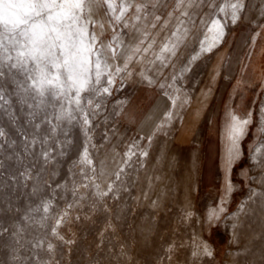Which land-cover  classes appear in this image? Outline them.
<instances>
[{"label": "snow or ice", "instance_id": "snow-or-ice-1", "mask_svg": "<svg viewBox=\"0 0 264 264\" xmlns=\"http://www.w3.org/2000/svg\"><path fill=\"white\" fill-rule=\"evenodd\" d=\"M161 6V0H0V250L9 254L5 264H62L64 248L70 252L76 243L65 229L74 221L91 219L97 211L110 212L108 201L119 200L121 188L128 191L122 177L136 155V142L128 146L115 171L107 170L103 161L97 169L90 153V148H97L93 142L97 130L100 147L110 143L109 133H114L110 118L124 111L126 100H117L108 111L114 92L134 75L141 83L157 84L153 68L162 75L199 25L203 36L199 51L179 77L173 74L171 83H159L165 108L169 101L175 107L181 91L177 80L201 53L223 42L228 25H237L248 8L246 0H174L164 16ZM173 20L170 35L157 51L149 29L163 32ZM258 27L264 29V24ZM259 35L252 36L253 44ZM172 117V111H164L163 119L153 122L145 137L149 143ZM150 121L152 115L146 123ZM250 122L251 114L242 119L228 113L224 195L219 208L208 212L209 224L225 212L226 197L233 191L228 174L240 158V141ZM13 131L19 140L12 137ZM77 133L83 136L82 147L76 146ZM74 147L77 158L68 168L69 179L61 182L56 179L60 161L70 157ZM254 153L252 161L261 170L259 183L264 188V145ZM147 156L146 150L139 152V157ZM250 191L249 200L264 198V190ZM14 193H19L15 202ZM192 217L193 212L186 210L184 219ZM238 226L232 224L234 235ZM177 247L185 245L173 242L166 249L169 262ZM189 248L190 264L213 257L211 246L195 235ZM121 253L126 255L123 247Z\"/></svg>", "mask_w": 264, "mask_h": 264}, {"label": "rangeland", "instance_id": "rangeland-1", "mask_svg": "<svg viewBox=\"0 0 264 264\" xmlns=\"http://www.w3.org/2000/svg\"><path fill=\"white\" fill-rule=\"evenodd\" d=\"M173 3L161 0L160 14L166 16ZM246 3L244 19L237 25L229 24L223 42L213 51L201 53L189 66L190 71L177 80L181 91L175 107L169 101L165 108L159 83H171L173 74L179 77L181 68L199 51L203 38L199 25L179 46L177 55L170 58L162 75L148 65L153 68L157 84L141 83L134 75L114 92L108 111L117 100H126L124 111L110 118L114 121L110 143L100 147L97 130L93 141L97 148H90V153L97 169L103 161L107 170L115 171L135 141L136 155L122 177L128 191L121 188V198L108 201L110 212L97 211L91 219L74 221L65 229L76 243L70 252L64 248L62 264H190L189 246L194 235L213 250V257L203 258L199 264H264V198L249 200L251 189L264 190L259 183L261 170L252 161L254 148L264 145V29L258 27L264 24V0ZM174 24L173 20L163 32L149 29L157 41V51ZM257 32L260 35L253 44L252 36ZM157 106L160 111L154 113ZM164 111L173 112L171 123H166L149 143L145 137L152 132L153 122L163 119ZM230 112L242 119L251 114V122L240 141V158L228 174L233 191L226 197L225 212L219 221L209 224L208 212L219 208L224 195L225 124ZM150 115L153 121L146 123ZM11 135L19 140L14 131ZM75 141L77 147H82L83 136L77 133ZM141 150H146L148 156L139 157ZM76 152L74 147L70 157L60 161L57 180L69 179L68 168L77 158ZM18 194H13L14 202ZM66 199L71 200L70 194ZM19 203L23 205V196ZM241 205H245L243 211ZM186 210L193 212L190 220L184 219ZM234 222L239 225L235 235ZM173 242L185 247H177L169 262L165 259L166 249ZM6 261L9 254L0 250V264Z\"/></svg>", "mask_w": 264, "mask_h": 264}, {"label": "crops", "instance_id": "crops-1", "mask_svg": "<svg viewBox=\"0 0 264 264\" xmlns=\"http://www.w3.org/2000/svg\"><path fill=\"white\" fill-rule=\"evenodd\" d=\"M222 66V65H221Z\"/></svg>", "mask_w": 264, "mask_h": 264}]
</instances>
